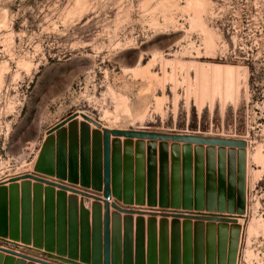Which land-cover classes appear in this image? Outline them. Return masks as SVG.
I'll return each mask as SVG.
<instances>
[{
	"label": "rangeland",
	"instance_id": "1",
	"mask_svg": "<svg viewBox=\"0 0 264 264\" xmlns=\"http://www.w3.org/2000/svg\"><path fill=\"white\" fill-rule=\"evenodd\" d=\"M106 232L264 264V0H0V254L103 264Z\"/></svg>",
	"mask_w": 264,
	"mask_h": 264
},
{
	"label": "water",
	"instance_id": "2",
	"mask_svg": "<svg viewBox=\"0 0 264 264\" xmlns=\"http://www.w3.org/2000/svg\"><path fill=\"white\" fill-rule=\"evenodd\" d=\"M66 131L63 132H59V141L62 143H66L64 140V136ZM72 137V136H71ZM107 138V136H105V139ZM184 140L186 142H196L199 144H209V145H213V146H230V147H243L244 143L239 142V141H227V140H220V139H204L201 137H187L184 138ZM108 145L106 144V147ZM106 220V225L108 226L109 224V217L108 214L105 217ZM105 241H106V245H105V251H104V262L103 264H111V257H110V251H109V238H108V232L105 233ZM0 264H25V262L23 261H16L14 260L12 257H7L4 258V256L2 254H0Z\"/></svg>",
	"mask_w": 264,
	"mask_h": 264
}]
</instances>
